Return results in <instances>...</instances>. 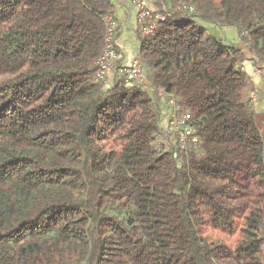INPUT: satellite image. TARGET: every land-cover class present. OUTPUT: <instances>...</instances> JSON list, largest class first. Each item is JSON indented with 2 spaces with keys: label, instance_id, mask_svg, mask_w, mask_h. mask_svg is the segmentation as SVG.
Segmentation results:
<instances>
[{
  "label": "trees",
  "instance_id": "obj_1",
  "mask_svg": "<svg viewBox=\"0 0 264 264\" xmlns=\"http://www.w3.org/2000/svg\"><path fill=\"white\" fill-rule=\"evenodd\" d=\"M156 4L143 89L96 80L111 0H0V264H264V0Z\"/></svg>",
  "mask_w": 264,
  "mask_h": 264
},
{
  "label": "built area",
  "instance_id": "obj_2",
  "mask_svg": "<svg viewBox=\"0 0 264 264\" xmlns=\"http://www.w3.org/2000/svg\"><path fill=\"white\" fill-rule=\"evenodd\" d=\"M132 3L136 5L139 10V19L140 21H145L150 18L152 21L146 26L143 27L144 33H151L157 25V22L161 19H164V15L161 13L153 12L147 5L146 0H132ZM103 20L105 22V46L104 49L97 59V63L99 64V70L97 72V81L102 83H106L108 73L113 72L117 76L124 77L126 81L132 83L136 87H141L143 89H148L146 72L144 69V63L138 57L133 60V62L126 66L119 63L118 51L116 49V31L118 28V22L112 12H108L103 16ZM174 105L175 102L172 100ZM189 119V115H185L183 119H176L174 114V126H172V130L176 131L183 125L185 131L180 132L181 139L184 141L191 134V127L186 123V120ZM176 123L178 124L176 127ZM193 140H196L194 138ZM185 143L180 145V148L183 149Z\"/></svg>",
  "mask_w": 264,
  "mask_h": 264
},
{
  "label": "crops",
  "instance_id": "obj_3",
  "mask_svg": "<svg viewBox=\"0 0 264 264\" xmlns=\"http://www.w3.org/2000/svg\"><path fill=\"white\" fill-rule=\"evenodd\" d=\"M113 3L112 14L118 22L116 31V49L120 64L130 65L134 59L138 57L139 40L137 32L140 28L139 10L132 3V0H111ZM148 7L157 13L158 7L156 0H146ZM117 76L113 72L108 73L106 85L112 83L113 79ZM164 117L162 122L166 121Z\"/></svg>",
  "mask_w": 264,
  "mask_h": 264
},
{
  "label": "rangeland",
  "instance_id": "obj_4",
  "mask_svg": "<svg viewBox=\"0 0 264 264\" xmlns=\"http://www.w3.org/2000/svg\"><path fill=\"white\" fill-rule=\"evenodd\" d=\"M208 30L212 32L214 35H216L218 38H220L226 44H232L237 46L241 45L235 27H223L214 24H208ZM248 55L249 57L244 63V68L251 75L256 86V89L252 94L253 95L252 100L254 104V109L257 114L256 115L257 126L259 127L260 130L263 131L264 130V70L261 67L262 62L258 61L259 64H257L255 63L257 61L253 59V55L251 54ZM177 125L178 124L176 123V127ZM172 126H174V124H172ZM175 129H178L176 130L177 133L180 132L179 127ZM170 130H172V128H170ZM206 233L210 236L211 239L218 238L219 241H224L229 245L235 244L237 239L239 238L238 232H235L233 234H226V236H224L216 230L208 229Z\"/></svg>",
  "mask_w": 264,
  "mask_h": 264
}]
</instances>
